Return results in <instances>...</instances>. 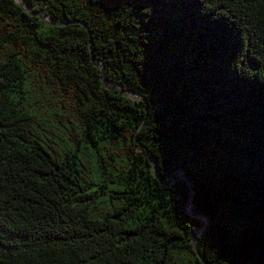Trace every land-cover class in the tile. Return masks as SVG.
<instances>
[{
	"label": "trees",
	"instance_id": "trees-1",
	"mask_svg": "<svg viewBox=\"0 0 264 264\" xmlns=\"http://www.w3.org/2000/svg\"><path fill=\"white\" fill-rule=\"evenodd\" d=\"M0 264H264V0H0Z\"/></svg>",
	"mask_w": 264,
	"mask_h": 264
}]
</instances>
